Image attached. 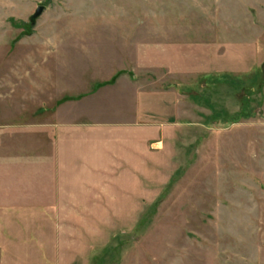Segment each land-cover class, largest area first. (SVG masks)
Here are the masks:
<instances>
[{"label":"rangeland","instance_id":"374dc122","mask_svg":"<svg viewBox=\"0 0 264 264\" xmlns=\"http://www.w3.org/2000/svg\"><path fill=\"white\" fill-rule=\"evenodd\" d=\"M83 118L132 124L104 133L103 220L57 221L56 264H264V0H0V168Z\"/></svg>","mask_w":264,"mask_h":264},{"label":"crops","instance_id":"0c3cea01","mask_svg":"<svg viewBox=\"0 0 264 264\" xmlns=\"http://www.w3.org/2000/svg\"><path fill=\"white\" fill-rule=\"evenodd\" d=\"M175 66L182 71L180 64ZM123 78L121 83L136 87L135 77ZM152 92L161 93L174 104L182 101L180 92L160 89L144 94L140 106L147 108L149 95H156ZM98 95L97 91L86 96L85 104L89 101L93 105ZM170 115L177 112L173 110ZM128 124L132 123L83 118L79 122L42 125V129L51 130L49 142L39 139L40 148L18 150L10 157L14 165L0 168V264H56L57 221L76 227L73 222L103 220L109 199L105 186L115 185L113 181L105 182L104 176L117 171L121 162L120 152L112 145L111 149L105 148L104 133H114L115 126ZM116 135L108 137L114 139ZM134 150L133 146V156ZM70 252L67 250V254Z\"/></svg>","mask_w":264,"mask_h":264},{"label":"water","instance_id":"95a60500","mask_svg":"<svg viewBox=\"0 0 264 264\" xmlns=\"http://www.w3.org/2000/svg\"><path fill=\"white\" fill-rule=\"evenodd\" d=\"M43 10H44V6L41 5L36 8L35 12L29 18V22L31 26L35 24L36 19L41 15Z\"/></svg>","mask_w":264,"mask_h":264}]
</instances>
